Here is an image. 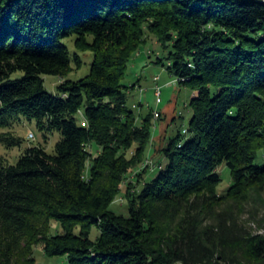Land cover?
Segmentation results:
<instances>
[{
  "label": "trees",
  "instance_id": "obj_1",
  "mask_svg": "<svg viewBox=\"0 0 264 264\" xmlns=\"http://www.w3.org/2000/svg\"><path fill=\"white\" fill-rule=\"evenodd\" d=\"M146 31L195 94L188 136L161 148L168 162L151 180L138 171L127 181L124 216L109 207L150 145L153 113L137 124L121 80ZM70 36L93 54L77 80L64 78L78 59ZM45 74L62 78L56 92ZM21 116L60 138L52 153L37 144L15 163L0 155V264H37L38 243L69 264H264V234L235 210L254 193L264 210V0H0L7 147L22 143L11 130ZM222 163L232 181L218 193ZM52 220L60 232L51 234Z\"/></svg>",
  "mask_w": 264,
  "mask_h": 264
},
{
  "label": "rangeland",
  "instance_id": "obj_2",
  "mask_svg": "<svg viewBox=\"0 0 264 264\" xmlns=\"http://www.w3.org/2000/svg\"><path fill=\"white\" fill-rule=\"evenodd\" d=\"M70 53H76L77 61L72 62L71 71L64 77L66 79L77 80L85 76L91 67L93 54L91 50H78L74 45V36L64 39ZM167 50L163 49L153 33L146 31L142 42L131 58L126 75L122 78V84L129 86L127 106L131 108L136 116L137 124H140L142 118L148 113H153V133L152 140L148 149L146 150L142 161H140L133 170L126 175L122 183L123 190L115 197L110 204L109 209L116 214L128 216V202L124 195V189L127 181L133 179L135 173L143 172L142 177L146 180H151L158 172L159 164H167L168 159L163 154L161 148L168 144L170 138L175 137L179 132L183 138L188 136L183 132L184 128H188L189 120L192 115L189 101L195 92L187 87L177 84L175 76L168 69V62H164L158 58L164 57ZM21 72H16L12 76L19 77ZM154 77H159L155 79ZM44 85L46 90L50 92L57 91V84L62 80L58 75L45 74L43 75ZM161 85V101L157 102L155 95V86ZM159 111V116L156 117L155 112ZM82 117V113L79 115ZM11 130L23 138L20 145L7 147L3 142H0V155L5 158L8 163H15L19 155L24 149L30 145L41 144L45 146L48 152L52 153L56 141L60 138V133L54 131L53 133H43L40 131L35 120H28L21 116V120L12 124ZM5 129L0 128V132ZM32 132L34 138L28 139V134ZM87 148L95 155L99 151L96 143H90ZM132 153L129 152L128 156ZM256 162L264 163V150L259 151ZM157 164L156 168L150 171L145 170ZM89 165V160L87 166ZM221 176V181L217 186L218 193H224L231 184L232 178L230 170L225 163H222L217 168ZM87 174V167L85 175ZM252 194V193H251ZM259 195L252 194L254 198L253 203H239L235 210L243 211L239 214L241 221L252 232L264 234V210L261 209ZM224 207V206H223ZM220 208V207H218ZM51 234L60 232L61 229L57 222L51 221ZM78 229H76V232ZM99 229L96 226L92 227L90 238L95 240L99 236ZM33 256L37 264H69L65 256L55 255L47 256L43 252L42 244L38 243L33 247Z\"/></svg>",
  "mask_w": 264,
  "mask_h": 264
},
{
  "label": "built area",
  "instance_id": "obj_3",
  "mask_svg": "<svg viewBox=\"0 0 264 264\" xmlns=\"http://www.w3.org/2000/svg\"><path fill=\"white\" fill-rule=\"evenodd\" d=\"M155 79H158V77H155ZM174 81L177 83V79L176 78H175ZM154 90H155L156 100H157V102H160L161 101V85H156ZM155 115H156V117L159 116V112L156 111ZM82 124H85V121H82ZM183 132L187 133V128H184ZM28 138H34V134L32 132H30L28 134Z\"/></svg>",
  "mask_w": 264,
  "mask_h": 264
},
{
  "label": "crops",
  "instance_id": "obj_4",
  "mask_svg": "<svg viewBox=\"0 0 264 264\" xmlns=\"http://www.w3.org/2000/svg\"><path fill=\"white\" fill-rule=\"evenodd\" d=\"M155 78V77H154ZM159 78V77H158ZM130 92V91H129ZM159 112V111H158Z\"/></svg>",
  "mask_w": 264,
  "mask_h": 264
}]
</instances>
